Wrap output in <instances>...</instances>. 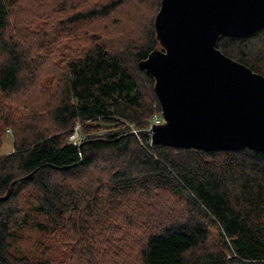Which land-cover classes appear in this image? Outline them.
Listing matches in <instances>:
<instances>
[{"label":"trees","instance_id":"16d2710c","mask_svg":"<svg viewBox=\"0 0 264 264\" xmlns=\"http://www.w3.org/2000/svg\"><path fill=\"white\" fill-rule=\"evenodd\" d=\"M160 1L77 0L63 22L70 46L43 40L30 52L40 38L9 32L12 1L0 0V147L12 137V151L0 154V264H264V153L177 148L146 132L161 109L138 61L157 44ZM145 7L142 41L120 40ZM217 47L264 75L263 29L222 36ZM62 53L58 83L43 87L35 68ZM76 125L78 143L69 138ZM105 154L120 163L103 177ZM157 193L168 207H188L189 219L139 240L142 222L167 215L153 206ZM31 199L43 220L30 219ZM25 228L37 234L35 257L20 251Z\"/></svg>","mask_w":264,"mask_h":264},{"label":"water","instance_id":"95a60500","mask_svg":"<svg viewBox=\"0 0 264 264\" xmlns=\"http://www.w3.org/2000/svg\"><path fill=\"white\" fill-rule=\"evenodd\" d=\"M153 28L157 44L138 61L163 118L146 129L150 141L264 153V75L217 47L264 30V0H161Z\"/></svg>","mask_w":264,"mask_h":264},{"label":"rangeland","instance_id":"374dc122","mask_svg":"<svg viewBox=\"0 0 264 264\" xmlns=\"http://www.w3.org/2000/svg\"><path fill=\"white\" fill-rule=\"evenodd\" d=\"M11 12H9V32H15L17 34H22L30 38H40L34 40L28 44V48L31 51L38 48V45L43 40H49L51 42H59L62 38L67 46H70V43L64 39L65 36V24L63 23L67 16L72 14L75 9V4L77 0H11ZM148 7H145L142 11V18L136 19V24L134 25V33L133 29L124 22L123 28L118 34V38L124 42H126L129 38L135 39L137 43H140L143 37V29L144 23L146 22L145 15L147 13ZM124 19H114V22L121 23ZM41 33L37 35L38 33ZM133 33V34H132ZM41 56H48L41 54ZM53 61L50 64L41 63L35 68L36 75L38 81H42V85L45 88L54 87L58 81L59 76L62 74L64 70V61L66 59L65 53L52 54ZM65 58V59H64ZM24 110H21V112ZM147 126L146 129H148ZM134 131V130H133ZM81 136V132L79 133ZM12 151V137L10 135H6L2 141V145L0 147V154H5ZM102 161L106 165L102 171L103 177L107 176V168L109 165L113 163H120V160L116 157L105 154L102 156ZM71 183H74L72 181ZM29 190L27 193L23 194V199L29 198L28 196ZM146 197V196H145ZM167 194L157 193L153 200L156 201L153 203L155 208H158L160 211V206L163 207L167 215L158 223H153L152 225H148L142 222L140 228L138 229L137 236L139 240L143 238L148 231H154L160 229L159 226L163 224H170L174 221H180L189 219L187 218L189 215V209L186 206H183L179 200L171 201L169 207L166 205ZM152 198H147L142 201L144 204H148L153 200ZM32 199L24 204L25 208L30 212V219L35 218L36 220H43L41 216L36 215V213L32 210L30 203ZM159 202V203H158ZM167 208H169L167 210ZM147 210V209H146ZM28 228H25L24 235L26 237L25 240L19 242L18 245L21 248L20 251L25 252L30 256H34V252L38 247L37 234L33 231H28ZM217 230L215 227L210 226V233L213 237H217ZM60 241L66 238L65 231L63 232V237L56 236ZM138 246V245H137ZM136 246V248H137ZM38 251V250H36ZM41 256L44 253L40 254ZM136 264V263H134Z\"/></svg>","mask_w":264,"mask_h":264},{"label":"built area","instance_id":"2783aa9c","mask_svg":"<svg viewBox=\"0 0 264 264\" xmlns=\"http://www.w3.org/2000/svg\"><path fill=\"white\" fill-rule=\"evenodd\" d=\"M161 121H162V117L160 114H154L153 117L151 118V123H157V122H161ZM71 138H74V143L79 142V134L77 131V126L75 127V131L71 135Z\"/></svg>","mask_w":264,"mask_h":264},{"label":"bare ground","instance_id":"6f19581e","mask_svg":"<svg viewBox=\"0 0 264 264\" xmlns=\"http://www.w3.org/2000/svg\"><path fill=\"white\" fill-rule=\"evenodd\" d=\"M77 126V131H78V134H79V125H76ZM75 126V127H76ZM75 127H74V130H73V132L71 133V135L74 133V131H75ZM71 135H70V139L74 142V138H71Z\"/></svg>","mask_w":264,"mask_h":264},{"label":"clouds","instance_id":"9594fccd","mask_svg":"<svg viewBox=\"0 0 264 264\" xmlns=\"http://www.w3.org/2000/svg\"><path fill=\"white\" fill-rule=\"evenodd\" d=\"M160 115H161V112H160ZM161 117H162V115H161ZM162 120H163V118H162ZM151 124H152V123H151V121H150V123H149V127H150Z\"/></svg>","mask_w":264,"mask_h":264}]
</instances>
